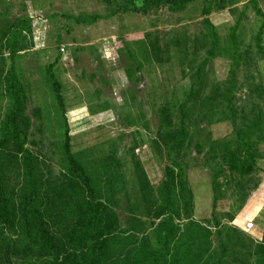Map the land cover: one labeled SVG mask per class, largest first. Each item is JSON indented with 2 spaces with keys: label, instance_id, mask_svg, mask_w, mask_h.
<instances>
[{
  "label": "rangeland",
  "instance_id": "rangeland-1",
  "mask_svg": "<svg viewBox=\"0 0 264 264\" xmlns=\"http://www.w3.org/2000/svg\"><path fill=\"white\" fill-rule=\"evenodd\" d=\"M151 1L142 8L134 0H0V128L13 76L24 97L7 124L27 153L5 137L4 191L18 206L35 190L41 211L47 187L67 181L66 125L70 151L115 217L119 238H133L122 250L139 248L145 236L150 252L168 217L184 227L189 215L200 239L190 251L186 244L167 251L164 264H255L264 233V54L255 47V8L264 17V0ZM12 30L25 49L9 59ZM260 45L264 52V29ZM47 73L60 85L65 121ZM180 106L188 117H179ZM182 118L187 147L171 150L158 135L177 131ZM253 121L258 128L245 135L252 163L239 175L228 162ZM167 168L189 196L166 194ZM122 253H111L115 264H134V252Z\"/></svg>",
  "mask_w": 264,
  "mask_h": 264
},
{
  "label": "trees",
  "instance_id": "trees-1",
  "mask_svg": "<svg viewBox=\"0 0 264 264\" xmlns=\"http://www.w3.org/2000/svg\"><path fill=\"white\" fill-rule=\"evenodd\" d=\"M134 1H137L142 8L153 5L151 0ZM182 1L173 0L170 6L175 7ZM255 14L260 17V24L255 33V47L264 54L260 45L264 29V17L256 8ZM74 20L79 21L77 18H74ZM15 32L16 30H12L5 41L9 59L16 51L25 49L17 48L18 43L15 40ZM47 74L51 79V88L54 100L60 111L59 115L65 121V116L61 109L60 85L52 79L49 73ZM7 79L10 84L9 90L14 94V99L4 122L1 124L0 147L6 143L5 137H8L16 146V151L26 155V151L21 148L17 137L12 134L7 124L8 119L14 114L17 104L23 101L24 96L16 79L13 76H9ZM178 111L179 117H188L185 115V109L182 106L178 107ZM162 114L163 116L161 117L167 118L170 116L166 109L165 113L163 112ZM183 118L177 131L173 129L164 130L161 135H158L165 146L171 143L169 148L171 150H182L187 147L186 144H182L184 139H188L183 128L185 125ZM163 123L169 129L171 128L172 122L168 118ZM254 124L255 121L249 122L248 127L245 130H241L237 135L239 146L236 147V150L240 156L235 155L228 162L229 169L239 175L247 172L252 163L254 151L247 152L250 143L247 140L245 141V138H247L245 135H247V131L258 128ZM62 135L61 149L68 175L67 181L62 182L61 186L56 189L51 190L47 187L44 201L39 206L41 211L37 209L38 200L35 190H32L27 195L28 197H22L21 201L18 202V206L10 205L1 182L2 175H0V264H115L116 258H113L112 252L117 253V255L121 252L125 255L134 252V264H164L167 251L176 252L182 244H186L188 249H185L187 251L191 250L190 243L194 239L198 238L199 240L201 237L200 234L198 235L197 230H202H200L198 224L191 223L189 215L186 217L188 223L184 227H178L174 221L169 222L168 217V224H163L161 228L159 227V233L155 234V240H153V242L155 241V246L154 248L152 247L150 252L145 253L146 251L144 250L148 240L145 236L141 238L140 245H137V242L134 244L139 246V248L130 249V246L122 250L126 244L133 243V238L126 236L125 242L119 238V233L114 228L116 225L115 217L106 214L107 210L98 201L96 190L91 183L89 175L70 151L66 125ZM232 153L230 152L229 156ZM180 171L182 170L177 169L176 172H173L180 175ZM170 172L171 169L169 168L164 171L166 194L168 196H183L180 191L185 190L186 196H189L187 187L183 185V182L181 184L180 182L175 183L174 176ZM138 185V189L143 194L142 196L145 197V180L140 178ZM215 192L214 190L213 194ZM79 198L82 201H79ZM68 206L70 209H68ZM188 224L196 226L190 228ZM195 228L197 229L195 230ZM206 233H208L207 228L205 229ZM113 234L116 235L113 236ZM172 237H175V241L167 249V241ZM143 245L144 247H142ZM259 248L258 260L256 261L255 259V264H264V233L261 235ZM175 254L173 260L176 261L177 257Z\"/></svg>",
  "mask_w": 264,
  "mask_h": 264
},
{
  "label": "built area",
  "instance_id": "built-area-1",
  "mask_svg": "<svg viewBox=\"0 0 264 264\" xmlns=\"http://www.w3.org/2000/svg\"><path fill=\"white\" fill-rule=\"evenodd\" d=\"M60 51H61V49H60ZM249 228H252V223H247V224L245 225V230H247V229H249Z\"/></svg>",
  "mask_w": 264,
  "mask_h": 264
},
{
  "label": "crops",
  "instance_id": "crops-1",
  "mask_svg": "<svg viewBox=\"0 0 264 264\" xmlns=\"http://www.w3.org/2000/svg\"><path fill=\"white\" fill-rule=\"evenodd\" d=\"M263 220V219H262Z\"/></svg>",
  "mask_w": 264,
  "mask_h": 264
}]
</instances>
